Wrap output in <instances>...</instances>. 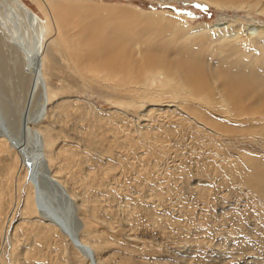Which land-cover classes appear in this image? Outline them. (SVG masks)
Listing matches in <instances>:
<instances>
[{
	"label": "rangeland",
	"instance_id": "1",
	"mask_svg": "<svg viewBox=\"0 0 264 264\" xmlns=\"http://www.w3.org/2000/svg\"><path fill=\"white\" fill-rule=\"evenodd\" d=\"M22 1L43 24H49L39 38L44 52L47 50L43 75L50 99L86 103L82 109L60 107L52 112L50 123L58 131L52 133L60 139L52 135L51 141L59 144L54 147L61 151L57 161L67 165L64 173L68 171V185L81 199L77 202L83 216L100 236L97 249H103L97 258L105 259L101 264H264V111L225 109L221 101H213L211 111L195 107L200 118L163 108L141 119L132 108L125 110L129 114L117 108L112 79H82L61 54L65 49L56 43L80 39L83 25L96 33L104 32L103 40L128 47L138 61L164 57L173 62L190 58L193 53L185 52L184 44L192 42L190 47L203 54L202 61L215 76L236 74L253 80L249 75L257 71L256 78L263 83V51L247 55L249 44L214 45L220 35L213 33V27L233 22L237 27H264V0H214L222 7L211 5L209 0ZM181 19H185V29L180 27ZM22 21L26 23L24 18ZM199 25L211 26L204 33L207 37L199 39L193 33L183 43L187 29ZM10 29L12 24L0 3V65L2 69L8 66L1 72L0 82L6 83L1 89L22 111L33 110L40 87L33 90L30 73L22 72L23 58L15 54L14 42H9ZM100 41L94 40L97 46ZM49 50L55 54L53 64ZM16 56L15 67L12 60ZM245 56L252 66L241 64ZM160 80L164 84L162 76L156 74L149 84L154 88V82ZM215 80L220 87L223 80ZM226 110H231L228 115L233 119L223 116ZM111 112L119 113L118 118L108 117ZM144 124L150 125L147 130ZM20 209L19 204L14 221L0 236V264H88L85 258L79 262L72 256L68 238L57 231L45 234L51 238L36 247L31 235L35 232L14 233L21 221ZM36 219L33 221H43ZM13 246H17L14 256Z\"/></svg>",
	"mask_w": 264,
	"mask_h": 264
},
{
	"label": "bare ground",
	"instance_id": "2",
	"mask_svg": "<svg viewBox=\"0 0 264 264\" xmlns=\"http://www.w3.org/2000/svg\"><path fill=\"white\" fill-rule=\"evenodd\" d=\"M217 1L209 0L212 3L211 5L222 7ZM0 3H2V8L5 10L8 21L12 24V29L8 31V34H10L9 42H14L15 54L23 58L20 57L23 62V65L21 64V70L24 74L28 75V72L30 73L28 77L33 90L36 85L40 87L38 103L35 108L33 110L28 109L22 111L18 105L3 93L1 87L6 86V83L0 82V236L2 237V233H4L3 228L11 224V221H14V214L20 204L21 221L17 223L14 231L17 235L19 234L18 236H20V231L22 230L28 233L35 232L31 235L34 236L35 242L38 243L36 244L34 242L36 244L34 247H36L46 242V240H49L48 238H51L49 237L51 232L57 231L68 238L73 249L72 256L77 261L80 258H85L88 264H101L105 259L99 261L97 258V255L103 249L102 247L97 249L100 236L90 229V221L85 218V215L83 216L81 212L82 208L77 202L81 199L74 196L71 190L73 187L70 188V185H68L67 179L69 178L67 177L68 175L65 176V173L68 174V171L64 173L67 165H63L57 161L60 150H58L59 146L57 150L56 148L54 150V147L58 143L53 140L51 141L52 135H54L53 133L57 134L58 132H55V126L50 123L52 112L60 107H68L67 109L69 111V108L76 106H81L82 109V105L86 103L85 101L81 102V100L79 102L78 99V102H75L76 100L74 101V99L67 100L55 97L50 99L48 86L43 75V57L47 55V50L44 52L45 48L44 46L41 47L42 43L39 38L40 32L49 25L48 21L47 24H43L44 22L42 23L39 16L22 0H0ZM42 9L46 12L45 8ZM141 12L152 13V15L157 14L155 11ZM69 15L64 14L65 17ZM21 17L26 21L24 23L25 25ZM180 21L182 22L180 27L183 24L185 25V19H181ZM85 27L82 25L84 29L81 31L80 39L73 37V39L61 45L55 41L60 49H65L61 54L66 55L69 65L82 79L86 80V78H89L91 80L94 78L92 76L112 79L111 88L118 96L115 100V105L118 106L117 108L119 110H124V113H126V109L129 110V108H132L130 110L136 111L135 113H138L142 119L143 116H152L153 111L158 112L163 110V108L172 110L173 108L174 110L179 109L181 113L189 116L194 115V117L200 118L195 107H201L211 111L213 101L215 103L221 101V106H224L225 109H227V106H230L231 109L241 112L264 111V82L262 83L257 80V71L249 75L255 78L253 80H248L236 74H234V77L230 74H219L217 77L213 74L216 72L208 71V64L201 59L203 58V54L200 51H193L192 47H190L192 42L188 45L184 44L185 52L191 50L190 52L193 53L190 58L180 57L173 62H169L164 57H153L138 61V59H134L133 53L130 52L128 47L122 44L118 45L110 41V39L103 40L105 38L104 32L96 33ZM210 28L211 26L206 25H199L198 28H186L187 34L185 33L186 35L184 34V38L181 40L183 43H186V36L188 35L189 38L193 33L199 39L206 38L207 36L204 33H208L207 31ZM213 29L215 30H213V33L216 32L219 33L217 36L220 35L218 36L220 38L219 43L214 45H229L232 43L233 45H244L246 47L249 44L250 47H246L248 50L247 55L254 52L259 54V51H263L261 55H263L264 59L263 26L252 28L247 25H242L241 27H237V23L233 22L232 24H217ZM222 32H226V34L222 35ZM93 38L101 39L97 43L100 44L99 46L94 42L95 39L92 40ZM2 43L4 42L2 41ZM52 43H54V40H52ZM4 44L6 45V43ZM106 47L108 48L105 49ZM48 54L50 63L53 64L55 54L51 50L48 51ZM196 54H200V57ZM17 56V59L12 60L15 63V67L18 64ZM246 56L243 58L241 64L243 66H252L249 64L250 59L247 60ZM1 65L0 73L4 72V70L6 72L8 66L6 67L5 65L2 69ZM156 74L162 76L164 84L162 80L154 82L156 87L153 88V84H149V82L153 80ZM215 78L223 80L220 82L221 84L218 83V85H221L220 87L216 86L217 82L215 81L217 80ZM7 79L12 80V77L9 76ZM220 88H222L221 91H219ZM253 97H255V101H253ZM88 107L91 110L92 107L90 105ZM86 110L89 111V109ZM230 111L226 110L223 116L230 117L231 115H228ZM117 114L119 113L111 112L110 115L108 114V117L112 116L115 119L118 118ZM126 114H129V112ZM82 115L85 117L84 114ZM78 116L82 117L80 114ZM143 120L147 121L144 118ZM144 121L141 123H144ZM110 124L115 125L113 122ZM149 126L145 125V129L147 130ZM107 128L110 129L108 126ZM112 131L114 130L112 129ZM56 139L59 140L60 136L57 135ZM67 152L69 153V151L64 152L65 156ZM71 152L75 154V151ZM26 182L28 184L25 186ZM22 187L25 192L23 198ZM14 188L15 192L13 190ZM82 201L84 202L83 199ZM37 217L38 219L36 220L43 219V221H33ZM54 233L53 235H55ZM79 233L83 239L86 238L89 242H85ZM45 234L50 235L45 236ZM92 243L94 244L91 246ZM15 247L17 246H13L12 248V256H14ZM17 252L16 254L18 255Z\"/></svg>",
	"mask_w": 264,
	"mask_h": 264
}]
</instances>
